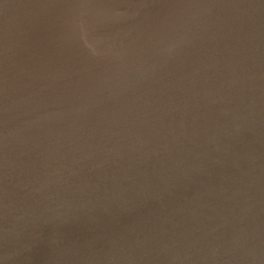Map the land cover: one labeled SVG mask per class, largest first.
<instances>
[{"label":"water","instance_id":"water-1","mask_svg":"<svg viewBox=\"0 0 264 264\" xmlns=\"http://www.w3.org/2000/svg\"><path fill=\"white\" fill-rule=\"evenodd\" d=\"M72 0H0V264H264V0H87L93 67L33 55Z\"/></svg>","mask_w":264,"mask_h":264},{"label":"bare ground","instance_id":"bare-ground-1","mask_svg":"<svg viewBox=\"0 0 264 264\" xmlns=\"http://www.w3.org/2000/svg\"><path fill=\"white\" fill-rule=\"evenodd\" d=\"M108 9L88 8L87 0H72L41 34L33 55L50 65L93 67L115 58L97 49L91 30L95 22L112 18Z\"/></svg>","mask_w":264,"mask_h":264}]
</instances>
